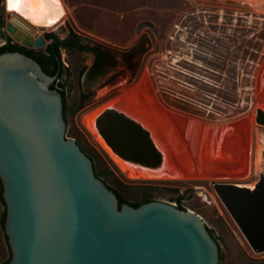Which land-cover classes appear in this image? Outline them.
<instances>
[{"label":"rangeland","instance_id":"obj_1","mask_svg":"<svg viewBox=\"0 0 264 264\" xmlns=\"http://www.w3.org/2000/svg\"><path fill=\"white\" fill-rule=\"evenodd\" d=\"M65 2L71 12L64 24L38 35L55 34L60 40H71L81 47L102 46L113 53L111 65H115L108 67L105 76L89 82L86 74L93 64V54L75 48L61 49L66 70L58 90L66 94L69 138L76 139L94 158L96 171L105 173L102 179L119 189L127 200L141 201L151 194L154 201L177 207V199L181 198L185 210L200 215L214 232L223 256L221 264H264V252L251 247L213 186L230 184L249 189L253 184L256 187L262 177L256 173L255 160L260 150L264 162V145L258 138L264 126L257 122L258 110L262 109L257 95L264 67V14L230 0ZM9 15L0 0V20L4 23L0 26V47L5 40L13 39L6 31V24L12 21ZM143 22H151L156 31L148 26L138 31ZM47 41L48 45L52 42ZM134 47L137 54L130 63L124 55ZM142 49L146 50L143 54ZM146 76L165 109L205 124L232 125L255 110L250 174L245 178L212 179H155L146 173H142L146 178L136 180L123 176L98 142L99 136L85 127L84 117L117 103L131 109L117 100L126 89L138 87ZM261 80L264 83V76ZM3 217L0 181V264L11 259Z\"/></svg>","mask_w":264,"mask_h":264},{"label":"water","instance_id":"obj_2","mask_svg":"<svg viewBox=\"0 0 264 264\" xmlns=\"http://www.w3.org/2000/svg\"><path fill=\"white\" fill-rule=\"evenodd\" d=\"M145 26L156 31L151 22L138 31ZM6 30L26 48L48 45L44 35L22 39L11 22ZM56 79L24 53L0 55V181L9 264H221L216 239L194 211L162 201L120 206L93 160L69 138L60 82L51 89ZM257 122L264 126L262 109ZM213 186L251 247L264 252V174L253 190Z\"/></svg>","mask_w":264,"mask_h":264},{"label":"bare ground","instance_id":"obj_3","mask_svg":"<svg viewBox=\"0 0 264 264\" xmlns=\"http://www.w3.org/2000/svg\"><path fill=\"white\" fill-rule=\"evenodd\" d=\"M230 1L247 5L255 12L264 14V0ZM4 6L6 12L10 14L9 18L13 21L9 22L17 28V34L22 39L28 36L32 40L37 39L38 34L42 32L58 29L71 12L65 0H58V3H55V6L44 16L35 15L33 8H29L27 15L9 10L8 0H4ZM262 76H264V67L259 79L257 95L261 108L264 110ZM117 101L125 103L132 110L121 103L113 104L102 112L100 108L86 115L84 124L96 137L103 138L109 148L99 137L98 142L126 178L130 180L146 178V175L142 173L155 179L164 176L245 178L250 174L255 110L245 120L235 121L236 123L232 125L205 124L165 109L158 102L147 76L135 89H126ZM123 124L137 128L138 136L136 141H128V145L124 143L126 146L122 147L115 145L108 137L113 129L136 132ZM258 138L264 145V132H260ZM255 168L260 176L264 174V162L260 150L257 152ZM254 186L253 184L247 187L253 190Z\"/></svg>","mask_w":264,"mask_h":264},{"label":"trees","instance_id":"obj_4","mask_svg":"<svg viewBox=\"0 0 264 264\" xmlns=\"http://www.w3.org/2000/svg\"><path fill=\"white\" fill-rule=\"evenodd\" d=\"M3 21L0 20V26H3ZM45 38L47 40H51L52 43H50L47 48L46 51L44 52H36L35 50H27V55L28 56H33L32 58H34L36 61H38L40 63V65L42 66V68L44 69V71L46 73H48L51 76H57V80L60 79L64 73H65V67L62 64L61 61V49L65 48V49H69V48H75V49H79L81 51L84 52H91L95 55V62L93 67L91 68L89 74H88V81L92 82L97 78L103 77L106 75V73L108 72V67H113L115 66L114 64L111 65L112 59H113V53L108 50L105 49L102 46L99 45H93V46H89V47H81L80 45H78L76 42L71 41V40H67V41H62L60 40L55 34H47L45 35ZM12 40L8 39V43L2 47H0V55L6 52H17L19 51L18 49V45L17 44H12L11 43ZM146 50L142 49L141 54L145 53ZM137 54V47H134L133 49H131L130 51H128L127 53H125V57L126 60H128V62H132L133 59L135 58ZM51 89H57V81H55V83L51 86ZM60 91V90H59ZM62 93L63 96V102H64V115L66 118V112H67V99H66V94L64 91H60ZM81 149L93 160L94 162V168H95V172L96 175L102 179V175L105 173H98L96 171V164H95V160L94 158L88 154V152H86V150L80 146ZM103 180V179H102ZM106 185L112 189L118 196L119 200H120V206L124 203H128L134 207H139L144 203H148L150 201H154V197L149 194L145 197H143V199L141 201H135V202H131L129 200H127L124 195L119 191V189L110 186L105 180H103ZM181 198L177 199L178 204V208L185 210V208L181 205ZM5 219H6V213L3 217L2 223L5 227ZM208 230L210 231V233L212 234V236L214 237V232L212 230H210L208 228ZM223 259V256L220 254V260ZM11 260V259H10ZM9 261L3 263V264H9Z\"/></svg>","mask_w":264,"mask_h":264},{"label":"snow or ice","instance_id":"obj_5","mask_svg":"<svg viewBox=\"0 0 264 264\" xmlns=\"http://www.w3.org/2000/svg\"><path fill=\"white\" fill-rule=\"evenodd\" d=\"M58 3V0H8L9 10H15L27 15L29 8L35 10V15L44 16Z\"/></svg>","mask_w":264,"mask_h":264},{"label":"flooded vegetation","instance_id":"obj_6","mask_svg":"<svg viewBox=\"0 0 264 264\" xmlns=\"http://www.w3.org/2000/svg\"><path fill=\"white\" fill-rule=\"evenodd\" d=\"M52 43V42H51ZM18 45V49H19V51L18 52H21V53H24V54H26L27 55V50H31V49H27L25 46H23V45H19V44H17ZM33 50H35V49H33ZM36 52H40V51H38V50H35ZM93 54V53H92ZM31 57V56H30ZM33 57V56H32ZM93 57H94V61H93V64H92V66L89 68V70H88V72H87V74H86V76H87V78H88V74H89V72H90V70H91V68L93 67V65H94V62H95V55L93 54ZM62 61V60H61ZM60 79H56V81H59ZM111 129H113V128H111ZM111 131V130H110ZM123 134H125V136H126V138H124L123 137ZM137 131L135 132H132V131H129V130H126L125 129V131H116V129H113L112 130V133H110L109 134V137L118 145V144H120V146H122V145H124V143H129V142H134V141H136L137 140ZM129 141V142H128ZM122 144V145H121ZM128 145V144H127Z\"/></svg>","mask_w":264,"mask_h":264},{"label":"built area","instance_id":"obj_7","mask_svg":"<svg viewBox=\"0 0 264 264\" xmlns=\"http://www.w3.org/2000/svg\"><path fill=\"white\" fill-rule=\"evenodd\" d=\"M3 5H4V0H3ZM4 9H5V6H4ZM6 31H7V30H6ZM7 43H8V40H5L2 46L6 45ZM11 43H12V44H17L16 41H15L14 39H12V42H11ZM2 46H1V47H2Z\"/></svg>","mask_w":264,"mask_h":264}]
</instances>
